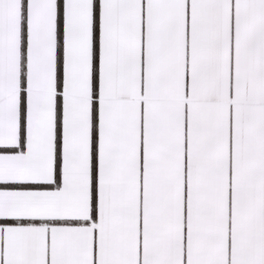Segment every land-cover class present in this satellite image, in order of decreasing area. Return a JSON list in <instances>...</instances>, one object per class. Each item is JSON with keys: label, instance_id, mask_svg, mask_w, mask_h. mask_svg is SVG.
Returning a JSON list of instances; mask_svg holds the SVG:
<instances>
[{"label": "snow or ice", "instance_id": "1", "mask_svg": "<svg viewBox=\"0 0 264 264\" xmlns=\"http://www.w3.org/2000/svg\"><path fill=\"white\" fill-rule=\"evenodd\" d=\"M0 264H264V0H0Z\"/></svg>", "mask_w": 264, "mask_h": 264}, {"label": "crops", "instance_id": "2", "mask_svg": "<svg viewBox=\"0 0 264 264\" xmlns=\"http://www.w3.org/2000/svg\"><path fill=\"white\" fill-rule=\"evenodd\" d=\"M27 2V0H25V3ZM58 3H62V0H58ZM94 3H98V0H94ZM4 149H0V153L4 152ZM12 185H5V184H0V190H11L12 189Z\"/></svg>", "mask_w": 264, "mask_h": 264}]
</instances>
